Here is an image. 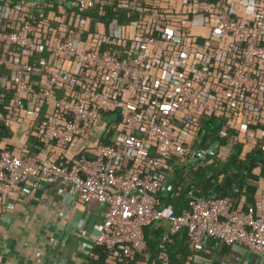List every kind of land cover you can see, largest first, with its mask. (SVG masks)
<instances>
[{
  "label": "built area",
  "instance_id": "built-area-1",
  "mask_svg": "<svg viewBox=\"0 0 264 264\" xmlns=\"http://www.w3.org/2000/svg\"><path fill=\"white\" fill-rule=\"evenodd\" d=\"M27 1L0 3V104L4 92L12 91L5 112L0 111V124L12 128L22 115L31 123L47 106L50 115L40 128L39 141L61 152L86 144L97 126L100 132L95 143L69 162L2 149L0 202L14 198L29 177L37 179L31 184L33 189L43 180H52L66 184L77 202L95 201L104 207L95 244L108 250L125 245L142 256L144 228L162 222L167 228L158 246L161 264H168L166 244L181 229L197 248L208 240L244 246L264 262V199L241 210L228 197L189 195L187 209L180 214L160 204V197L172 192L177 170L187 173L204 166L217 149L215 145L207 150L192 147L199 116L213 112L218 98L233 106L234 120L247 110V99L255 98L252 92L259 87V73L264 72V8L257 5L258 0H246L253 5L250 19L233 16L232 0H176L177 14L182 10L195 13L185 23L188 38H181L179 26L173 28L178 44L170 37L154 38L149 26L127 30L116 26L113 36L118 43L127 34L133 44L123 58L110 51L99 52L100 35L84 39L83 21L59 38L58 30L49 25L54 16L38 21L40 2L31 0L29 5ZM66 2L80 12L98 4V0ZM197 19L210 30L208 37L202 35L207 38L204 48L197 46L200 36L190 30ZM232 41L244 45L242 62L217 75L221 85L212 84L217 80L208 70L210 57L216 66L231 57L234 48L227 45ZM35 50L49 55L39 83L32 75L40 70L29 63ZM61 92L64 96L58 95ZM115 110L121 116L117 124L102 121L100 113ZM169 118H177L184 128L177 133ZM109 125L115 136L112 144L104 145L100 139ZM150 147L155 148V155L149 154Z\"/></svg>",
  "mask_w": 264,
  "mask_h": 264
},
{
  "label": "trees",
  "instance_id": "trees-1",
  "mask_svg": "<svg viewBox=\"0 0 264 264\" xmlns=\"http://www.w3.org/2000/svg\"><path fill=\"white\" fill-rule=\"evenodd\" d=\"M8 1L13 2L14 0ZM175 2L176 0H98V4L83 12H80L75 5L67 4L68 6L64 8L62 14H57L55 4L50 7H42L40 14H36V18L41 21L54 16L53 20H49V25L58 30V37L61 39L75 29L78 25L77 21H83L84 39H87L90 34L100 35L102 38L99 52L110 51L119 58H123L128 55L133 44L127 34L121 43H118L113 36V29L116 26H121L125 30L132 26H149L151 36L161 40L170 37L176 44L179 40L176 38L173 28L179 26L183 35L181 38H188L189 29L185 23L191 22L195 13L182 10L180 14H177ZM56 17H59L61 21L57 22ZM59 28L63 31H59ZM196 40L197 46L205 47L206 37L200 36ZM227 47L229 49L234 48L232 55L224 60H219L218 66L215 65L217 61L210 57L208 70L210 74H214L217 80L216 82L212 81V84L221 85V78H217V75H223L228 67H233L242 62L244 45L232 41ZM2 51L3 47L0 44V53ZM162 54L165 55V52ZM231 59L232 63H230ZM228 61L230 62L228 63ZM29 63L34 70H40L34 71L32 75V80L39 83L42 74L41 69L43 64L49 63V55L45 51L35 50L29 58ZM1 72L6 75L9 74L4 68H1ZM225 92L228 91L225 90ZM4 94L5 98L0 104L1 112H5L4 107L8 104L12 91H5ZM58 95L64 96L62 92ZM216 100L217 104L213 112L202 113L199 116V130L192 147L207 150L212 145H215L217 149L231 145V153L228 158L221 160L215 154V150L211 155H208L204 166L187 173L177 170L172 192L160 197V204L169 205L175 214H180L187 209L189 195L228 197L236 209L245 210L247 206L254 205L256 202L257 187L254 184L260 179L264 181V135L260 138H253L254 144L245 152L243 144L232 141L236 137L235 129L231 126L234 114L233 106L226 105L221 99L216 98ZM23 107L26 108L27 103H24ZM48 111L50 109L47 106L42 107L37 117L31 121L30 131L27 133L28 145L26 149L29 150L27 151L29 154L32 150V144L36 149L46 148L40 143L38 134L42 124L47 121V117L50 115ZM100 116L102 121L108 124L111 121H115L114 123L117 124L121 119L119 110L100 113ZM158 118L161 119V117ZM168 121L175 127L177 133L184 128V124L177 118H169ZM108 130V133L100 139L104 145L112 144L111 138L115 136L110 125ZM249 130L252 132L260 130L264 134V127L256 124ZM5 138H9V128L0 124V147H2ZM2 148L10 151L7 146ZM148 152L150 155H155V148L150 147ZM84 154L90 159L94 158L89 153ZM242 198H244V202H241ZM166 228L165 223L162 222L144 228L146 249L142 256L132 253L125 245H120L112 250H108L102 245H95L86 264H161L158 258L160 251L158 246ZM166 251L169 258L168 264H190L194 256L199 253L200 248L195 247L193 241L188 237L187 231L181 229L166 244Z\"/></svg>",
  "mask_w": 264,
  "mask_h": 264
},
{
  "label": "crops",
  "instance_id": "crops-1",
  "mask_svg": "<svg viewBox=\"0 0 264 264\" xmlns=\"http://www.w3.org/2000/svg\"><path fill=\"white\" fill-rule=\"evenodd\" d=\"M38 1L40 7L56 4L57 14H62L64 8L68 6L66 0ZM232 1L230 9L233 16L244 19L252 17L253 5L250 2ZM30 2L31 0L27 1L29 5ZM257 5L264 8V0H258ZM56 21L60 22L61 19L56 17ZM190 30L197 36L208 37L210 34V30L200 19L195 20ZM259 74L261 79L259 87L252 92L255 98L247 99L249 102L245 106L247 110L244 114H237L231 123L236 133L232 141L243 144L245 152L254 144L253 138L264 135L260 130L255 132L249 130L255 124L264 127V72ZM30 126V119L22 115L20 122L9 128V138L3 140L2 147L7 146L15 153L25 151ZM99 132L97 126L86 144L79 143L75 148L65 152L54 146L36 149L32 144L30 154H41L42 157L56 163L69 162L84 147L95 143ZM231 148V145L218 148L215 154L221 160H225L229 157ZM36 180L29 177L20 186L14 198L0 202V264H86L90 252L96 245L95 236L104 207L95 201L85 204L77 202L66 184L52 180H43L38 188L33 189L31 184ZM254 185L257 187L255 201L260 202L264 199V181L260 179ZM241 202H244V198ZM190 264H264V262L259 254L249 251L244 246L217 245L213 240H208Z\"/></svg>",
  "mask_w": 264,
  "mask_h": 264
}]
</instances>
